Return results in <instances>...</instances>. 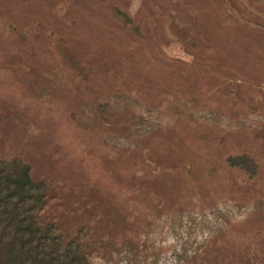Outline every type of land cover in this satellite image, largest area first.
Here are the masks:
<instances>
[{
    "label": "rangeland",
    "instance_id": "1",
    "mask_svg": "<svg viewBox=\"0 0 264 264\" xmlns=\"http://www.w3.org/2000/svg\"><path fill=\"white\" fill-rule=\"evenodd\" d=\"M0 162L87 264H264V0H0Z\"/></svg>",
    "mask_w": 264,
    "mask_h": 264
},
{
    "label": "trees",
    "instance_id": "2",
    "mask_svg": "<svg viewBox=\"0 0 264 264\" xmlns=\"http://www.w3.org/2000/svg\"><path fill=\"white\" fill-rule=\"evenodd\" d=\"M13 165L0 162V264H87L76 244L64 247L59 234L34 219L39 187L27 167ZM17 169L21 175L13 176Z\"/></svg>",
    "mask_w": 264,
    "mask_h": 264
}]
</instances>
